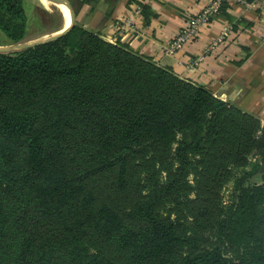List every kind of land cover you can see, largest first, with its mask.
<instances>
[{"label": "trees", "instance_id": "obj_1", "mask_svg": "<svg viewBox=\"0 0 264 264\" xmlns=\"http://www.w3.org/2000/svg\"><path fill=\"white\" fill-rule=\"evenodd\" d=\"M66 1L74 16L84 4L103 1L108 12L115 3ZM27 7L0 0L7 43L28 38ZM10 95L18 105L1 103ZM256 133L264 126L251 114L77 23L47 43L0 52V264H264V161L245 166L262 167L259 181L238 183L224 213L218 193ZM149 150L179 165L201 153L190 212L199 222L220 213L230 256L174 249L173 223L132 174L131 156Z\"/></svg>", "mask_w": 264, "mask_h": 264}, {"label": "crops", "instance_id": "obj_2", "mask_svg": "<svg viewBox=\"0 0 264 264\" xmlns=\"http://www.w3.org/2000/svg\"><path fill=\"white\" fill-rule=\"evenodd\" d=\"M211 1L115 0L108 12L102 1L95 8L84 4L77 15L83 27L202 85L264 126V0H222L217 15L194 40L173 56L163 53L181 26ZM223 30H227L223 42L195 67H188Z\"/></svg>", "mask_w": 264, "mask_h": 264}, {"label": "rangeland", "instance_id": "obj_3", "mask_svg": "<svg viewBox=\"0 0 264 264\" xmlns=\"http://www.w3.org/2000/svg\"><path fill=\"white\" fill-rule=\"evenodd\" d=\"M28 3V38L25 42L42 39L61 27L64 20L62 11L58 8V2L48 0H25ZM61 3V2H60ZM74 23L82 26L78 15ZM83 27V26H82ZM87 29V28H86ZM103 40H105L103 38ZM107 41V40H105ZM116 44L115 41H107ZM9 44L0 33V45ZM35 99V98H32ZM2 104H17L18 101L10 95L1 101ZM18 105V104H17ZM181 134L175 135V142L181 141ZM172 143L169 153L174 154L176 143ZM164 154L153 155L148 151L145 158L135 154L131 156L134 161L131 165L133 177L140 184V193L145 200L155 203V213L159 217L170 221L174 225V233L179 241L175 243L174 249L184 255H197L201 252L218 249L224 256H230L226 243L220 237L217 223L221 219L220 213H224L228 205L233 201L236 185L246 179V182H258L261 166H258L255 173L249 170L253 164L264 161V133H256V146L246 154L242 163L229 166V177L226 183L218 189L221 211L210 222H199L194 219L190 212V201L195 199L200 190V173L203 171L201 153L187 154V164H177L174 159L168 156L167 161L162 162ZM250 164V165H249ZM245 166H249L246 169ZM173 186L163 192V188L169 183ZM157 185V186H156ZM160 193H163L160 196Z\"/></svg>", "mask_w": 264, "mask_h": 264}, {"label": "built area", "instance_id": "obj_4", "mask_svg": "<svg viewBox=\"0 0 264 264\" xmlns=\"http://www.w3.org/2000/svg\"><path fill=\"white\" fill-rule=\"evenodd\" d=\"M222 0H213L205 5L202 9L194 13L185 24L181 26L178 32L168 41L164 47L163 53L167 56H173L189 42L194 40L199 34L202 27L207 25L211 19L217 15ZM241 3H246L245 0H236ZM139 9V7L137 8ZM227 36V30H223L221 34L212 42L207 49L204 50L202 55L195 57L192 61L187 63L188 67H195L200 61L204 59V54L219 46Z\"/></svg>", "mask_w": 264, "mask_h": 264}, {"label": "water", "instance_id": "obj_5", "mask_svg": "<svg viewBox=\"0 0 264 264\" xmlns=\"http://www.w3.org/2000/svg\"><path fill=\"white\" fill-rule=\"evenodd\" d=\"M51 1L53 3L56 2H62L64 3L65 7L67 8L68 12H69V17H70V23L69 25L65 28L60 30L58 33L54 34V35H48L42 39L39 40H35V41H29V42H19V43H11V44H6V45H0V52H10V51H16V50H20V49H25L34 45H39V44H44L47 43L51 40H54L56 38H59L61 36H63L74 24V13L69 5V3L66 0H48Z\"/></svg>", "mask_w": 264, "mask_h": 264}, {"label": "bare ground", "instance_id": "obj_6", "mask_svg": "<svg viewBox=\"0 0 264 264\" xmlns=\"http://www.w3.org/2000/svg\"><path fill=\"white\" fill-rule=\"evenodd\" d=\"M58 8L62 11V13L64 15L63 24L61 26V30H62V29H65L69 25V23H70V17H69V12H68L67 8L65 7L64 3L58 2ZM59 31L60 30H57L56 32H54V33H52L50 35H54V34L58 33Z\"/></svg>", "mask_w": 264, "mask_h": 264}]
</instances>
